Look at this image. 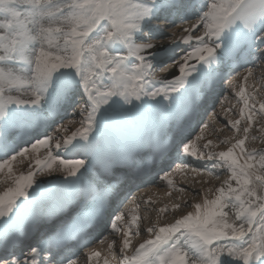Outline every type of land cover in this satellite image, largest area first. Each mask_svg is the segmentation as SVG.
Masks as SVG:
<instances>
[{
	"label": "snow or ice",
	"instance_id": "6c2138e0",
	"mask_svg": "<svg viewBox=\"0 0 264 264\" xmlns=\"http://www.w3.org/2000/svg\"><path fill=\"white\" fill-rule=\"evenodd\" d=\"M173 17L184 35L156 43ZM169 58L176 70L157 76ZM257 67L264 77V0H0V174L12 182L0 192V264H100L82 251L97 241L117 246L119 264H264V149L246 147L257 117L251 139L264 140V99L247 84ZM233 71L241 107L223 123L242 135L207 139L200 111ZM174 152L205 161L198 174H227L212 199L171 222L159 219L181 204L162 207L146 230L113 210L149 170L171 187ZM100 225L119 239L93 238Z\"/></svg>",
	"mask_w": 264,
	"mask_h": 264
},
{
	"label": "rangeland",
	"instance_id": "374dc122",
	"mask_svg": "<svg viewBox=\"0 0 264 264\" xmlns=\"http://www.w3.org/2000/svg\"><path fill=\"white\" fill-rule=\"evenodd\" d=\"M158 23H160V22H158ZM162 23V22H161ZM180 34V33H179ZM177 57H178V55H176V59H177ZM172 63V59H170L169 58V60L167 61V64L162 68V70H161V72H162V74H158V72H159V70L157 71V73H156V75L157 76H162V75H167V73L170 71L169 69H167L168 67H169V65ZM262 72V71H261ZM262 76V75H261ZM261 76H259V74H258V76L257 77H254V78H251L252 79V82L251 83H254V84H252V85H254V87L255 88H258V87H260L259 89H258V91H260V89H261V86L263 85L262 83H264V77L263 78H261ZM236 81L237 80H235V82H232L233 84H236ZM256 82V83H255ZM248 83H250V82H247V84ZM247 87V86H246ZM229 90H230V88H229ZM248 90H251V89H248ZM258 91L256 92V93H258ZM230 93H231V91H230ZM228 94V99L227 100H225V98H226V95H225V97H224V99H223V104H225V105H221L220 107H225V106H227L226 107V109H229L228 108V105H226V102L228 103V102H234L235 101V96H232L231 94ZM258 95V94H257ZM262 98L261 99H264V95H262L261 96ZM213 98H214V96H213ZM214 99H217V96L215 95V98ZM257 99H259V97L257 96ZM240 103L238 102V104H237V106L239 105ZM237 106L235 107V108H233V106L231 107L232 108V112L234 113V115H235V112H236V109H237ZM240 108V107H239ZM238 108V109H239ZM205 110H207V108H203L202 109V112L203 111H205ZM222 111H224V109L223 108H220V110L218 111L219 112V114L220 115H218L217 116V120L218 119H220L221 118V112ZM230 112V111H229ZM201 113V112H200ZM211 118H214V116H213V113H212V115H211V117H210V119ZM224 118V117H223ZM259 118V117H258ZM79 118H77V120H78ZM209 126H210V129L212 128H215V127H213V125H212V123H207ZM261 126V124H260V118L257 120V123H254V126H253V129L250 131V134H249V139L246 141V147L249 149V150H252V149H254L255 148V145L257 144L258 146L257 147H261L262 145V143L264 142V140H261V139H256V140H253V139H251V137L252 136H261L262 134L261 133H259L258 131H257V129L259 128ZM216 129H218V127H216ZM230 129V128H229ZM210 133H212V132H210ZM226 133H227V136L226 137H233L234 135H242V134H236V133H234V135H232V133H230V132H228V131H226ZM212 139L211 138H208L207 137V139H211V140H215V139H217V137H221V139H223L224 138V136H222V135H220V133L219 132H217V133H213L212 134ZM202 143H204V142H206V141H201ZM226 145H220L219 146V148H217V149H215L216 151H218V150H225L226 149ZM20 159H23V158H20ZM189 164V163H188ZM21 165V164H20ZM190 165V164H189ZM34 166V165H33ZM190 167L192 168V169H194V168H196V167H198V166H192V164L190 165ZM193 173H196L195 171H193L192 173H190V172H188V176L190 175V176H192V174ZM206 173V172H205ZM201 175V176H200ZM37 176H41V175H37ZM41 177H44V176H41ZM201 177H204L205 178V174L203 175V173H200V174H198V179H200ZM0 178H1V174H0ZM203 178V179H204ZM227 178V174H222V175H220L219 176V178L217 179L215 176H213V177H211V178H209V180H207V182H205V181H199L198 179H196V181H198V182H193L194 180H191V179H189L190 180V182H188L187 184H186V181L184 182L185 183V186L186 187H190V188H194V189H196V190H190V191H192L193 193H191L192 195H190V194H188V188H184L183 187V189H184V191H183V196H186L188 199H189V202H186V200H187V198H185V200H183V201H181V203L183 202V204H181V209H180V211L179 210H177L176 212H172L171 211V213L166 217V221L164 220L163 222H162V220H161V222L160 223H164V222H171L170 221V219H168V218H170V217H173V219H174V217L175 216H179V215H181V214H184V213H187L188 211H191L192 210V207L190 206L191 204H195V203H197V202H199V196H200V198L201 197H203V196H205V195H207L208 196V194L209 195H211L212 196V193L210 194V191H208L209 189H211V186L212 187H214L215 186V189L219 186V180L221 181V183L225 180ZM208 182H211V183H209V185H208ZM198 183V184H197ZM208 187H210V188H208ZM156 188V187H155ZM205 190V192H204V195H201V194H203V189ZM156 189H158V187L156 188ZM161 191H163V189H161ZM175 191H177V190H173V193H171V195L172 194H175L174 195V197H172L171 199H173V198H176L177 200L180 198L178 195H177V192H175ZM212 192H215V190L214 191H212ZM163 193V194H162ZM160 195H162V196H166V192H162ZM197 193H200V194H197ZM155 194H156V192L154 193V198H155ZM165 194V195H164ZM182 194H181V196H182ZM179 198H178V197ZM192 196V197H191ZM167 198H168V196H166ZM213 197V196H212ZM180 202V201H179ZM178 202V203H179ZM185 203H187L189 206H184L185 205ZM153 212H156V209L155 208H153ZM148 214V213H147ZM173 219H172V221H173Z\"/></svg>",
	"mask_w": 264,
	"mask_h": 264
},
{
	"label": "bare ground",
	"instance_id": "6f19581e",
	"mask_svg": "<svg viewBox=\"0 0 264 264\" xmlns=\"http://www.w3.org/2000/svg\"><path fill=\"white\" fill-rule=\"evenodd\" d=\"M160 23H161V21H160ZM162 23H163V21H162ZM184 26H187L186 24H184ZM175 33L174 35H172V33ZM176 32H180V34H177ZM168 33H169V37L170 38H161V39H158L157 41H156V43H163V44H170V43H172V41L173 40H179L180 39V37L182 36V35H184V33H182L181 31H180V25H176V26H174L173 28H170L169 30H168ZM185 46H183V45H181L179 48H177L176 49V55H178V57H177V59H179V55H181L182 54V49L184 48ZM193 63H195V61H193ZM164 69V68H163ZM167 69H169L170 71H175L176 69H175V67H174V65H173V63H171L170 65H169V67L167 68ZM160 70H162V68L160 69ZM159 70V73L158 74H161V71ZM261 71H262V69H260V70H258V71H256L255 73L256 74H259V76H261ZM235 80H237V78H235V79H233V81L232 82H235ZM248 82H252V79H249V81ZM215 95H216V93L215 92H213L212 93V97H211V99L213 98V96H214V98H215ZM213 98V99H214ZM222 105V104H221ZM223 105H225V104H223ZM226 105H227V102H226ZM204 106H207L206 105V103H204L203 104V107ZM221 119V118H220ZM262 146L260 147H257L258 145L256 144L255 145V150H257V152H259L261 149H264V142L261 144ZM218 151H220V150H218ZM62 154H64V153H62ZM38 156H39V158H41V159H43L45 156H46V152H45V150H41L40 151V153H38L37 154ZM28 163H29V161L28 160H25L24 161V163L23 164H21L20 165V163H15L14 164V171H15V173L16 174H20L21 172H26L27 171V165H28ZM187 163H189L190 165L192 164V166H201V165H203V164H201V165H199V163H197L196 161H194V160H192V159H188L187 160ZM173 173V175H172V179H173V181H175V185H174V189H177V188H179V185H181V186H185V181L186 180H184V179H182L181 178V176H180V171H173L172 172ZM188 174V173H187ZM58 174L57 173H53L52 174V176H44V177H41V176H37L36 177V179L37 180H45V179H47V180H52V177L53 176H57ZM178 178L180 179V181L182 182H180V181H178ZM205 178H206V180H203V177H201L200 179H198V173H193L192 174V176H190V179L191 180H194L193 182H198V181H196V179H198V180H201V181H206L207 182V180L210 178V177H208L207 176V174L205 173ZM11 181H7V182H5V180H4V178H3V174H1V178H0V192H2V191H4V190H6V188L7 187H9L10 185H11ZM209 183H211V182H208V185H209ZM198 184V183H197ZM219 185L221 184V181L219 180V183H218ZM155 187H159V185H154V187L152 186V187H149V190H151V189H153L155 192H157V189L155 188ZM190 188V187H189ZM208 188H210V187H208ZM193 189V188H192ZM203 189V188H202ZM211 189H212V191H214L215 190V186L214 187H212L211 186ZM189 190H191V189H188V194H190V195H192L191 193H193L192 191H189ZM196 190V189H195ZM204 190V189H203ZM152 191V190H151ZM159 191H161V190H158V192ZM212 191H210V194L212 193V196L214 197V194H215V192H212ZM162 192H166L165 194H166V196H168L169 194H171V193H173V190H169V189H167V188H164V190L162 191ZM162 192H160V194L162 193ZM204 192H205V190L203 191V194H204ZM151 195H152V197H154V193H150ZM163 194V193H162ZM164 194V195H165ZM177 195H178V193H177ZM180 198H179V197ZM177 197L179 198L178 200L176 199V198H173V199H171L169 202H168V205H169V207H171L173 204H175V203H178L180 200L181 201H183V200H185V198H187L186 196H183V194H182V196H181V193L178 195ZM207 196V195H206ZM211 195H209L208 194V196H207V198L208 199H212L213 197H212ZM192 197V196H191ZM203 198H204V196L203 197H201L200 198V196H199V202H197V203H202V201H203ZM186 202H189V199L187 198V200H186ZM182 204H183V202H182ZM191 211H194V209L192 208V210ZM172 214V213H171ZM157 216V215H156ZM162 218V217H161ZM164 219V218H163ZM168 219H170V221H172V219H173V217H170V218H168ZM166 221V220H165ZM156 222H157V220H156ZM142 241H143V239H142ZM138 246V245H137Z\"/></svg>",
	"mask_w": 264,
	"mask_h": 264
}]
</instances>
